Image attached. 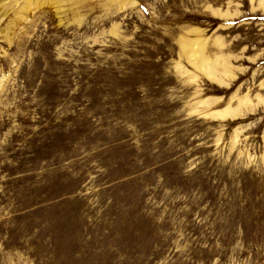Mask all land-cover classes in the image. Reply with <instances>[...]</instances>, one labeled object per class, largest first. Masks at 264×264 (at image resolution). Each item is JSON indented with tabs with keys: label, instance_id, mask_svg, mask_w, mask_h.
Instances as JSON below:
<instances>
[{
	"label": "rangeland",
	"instance_id": "obj_1",
	"mask_svg": "<svg viewBox=\"0 0 264 264\" xmlns=\"http://www.w3.org/2000/svg\"><path fill=\"white\" fill-rule=\"evenodd\" d=\"M0 264H264V0H0Z\"/></svg>",
	"mask_w": 264,
	"mask_h": 264
},
{
	"label": "bare ground",
	"instance_id": "obj_2",
	"mask_svg": "<svg viewBox=\"0 0 264 264\" xmlns=\"http://www.w3.org/2000/svg\"><path fill=\"white\" fill-rule=\"evenodd\" d=\"M20 20H21V19H20ZM203 63H204V62H203ZM200 64H201V63H199V64H197V65H199V67H200ZM195 65H196V64H195ZM203 67H204V66H203Z\"/></svg>",
	"mask_w": 264,
	"mask_h": 264
}]
</instances>
